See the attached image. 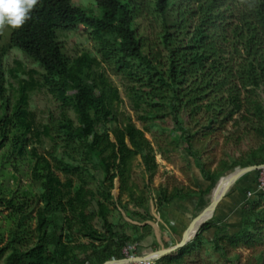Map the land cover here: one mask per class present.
<instances>
[{"label":"trees","instance_id":"trees-1","mask_svg":"<svg viewBox=\"0 0 264 264\" xmlns=\"http://www.w3.org/2000/svg\"><path fill=\"white\" fill-rule=\"evenodd\" d=\"M96 2L101 16L73 0H38L0 45V264L143 255L152 200L161 213L176 198L206 196L228 171L264 164V0ZM80 26L126 81L142 127L117 111L121 94L102 61L65 52L58 31ZM14 47L43 68L42 80L24 76L20 61L7 70ZM43 89L59 109L45 120L30 107ZM222 139L236 147L223 149ZM245 140L250 149L236 156ZM157 155L170 164L181 157L187 183L172 174L155 185ZM193 163L206 189H194ZM259 172L246 176L258 182ZM151 264H264V189L245 200L238 232L226 233L214 216Z\"/></svg>","mask_w":264,"mask_h":264},{"label":"rangeland","instance_id":"rangeland-1","mask_svg":"<svg viewBox=\"0 0 264 264\" xmlns=\"http://www.w3.org/2000/svg\"><path fill=\"white\" fill-rule=\"evenodd\" d=\"M73 3L75 5L82 6L90 14H92L94 16H101L103 13L102 8L98 5L96 0H73ZM12 30L13 29L8 28L6 26L0 27V45L5 49L8 47L10 34H11ZM149 32L151 34L153 33L150 28H149ZM58 36H59V39L62 41V43L64 45L65 52L70 57V59L74 60L78 57H82L83 55H88L89 57H93L99 61H102V62H100V64H98V66H97L98 69L105 71L110 76V78L117 85V87L120 91V94H121L122 100L116 106L117 111H120L121 114H123V113L130 114L132 116L133 120L136 121V124L139 127H142V122L138 118L139 113H137L135 111V109L132 107L131 100L127 96L126 81L124 80V78L121 75L115 73L112 65H110L109 63L104 62L102 60V58L98 52V44L95 41L91 40V38H90L91 37L90 30H87L83 26H80V27L73 29V30H67V31L60 30V31H58ZM18 61H20L22 63L23 67L27 71V74L24 76L29 77V75L32 74L35 79L42 80L44 70L41 66H39L31 58L27 57L17 47H14L13 49H9L7 51V55L5 57V65H6L7 70H9L11 68H15L18 64ZM7 76L8 77L10 76L9 73H7ZM30 107H31V109L37 111L41 120H45L47 115L51 111H53L54 113H57L59 110L57 102L54 100L52 95L45 89L38 90L31 95V106ZM153 128H155V127L153 126ZM147 136L151 137L150 133H147ZM222 145H223V149H231L233 147H236L235 145H233L231 143L230 144L226 143V141L223 139H222ZM250 146H251V142L249 140L243 141V143L240 145V149L234 151L235 155L239 156L243 153H246L250 149ZM222 155H223V150H220L219 151V158ZM157 161H158L160 167H159V173L155 177V185H159L161 182H163L166 179V177L168 175H172V174L178 176L182 181H185V183H187V180L185 179V177L183 176V174L181 173V170H180L182 165H185V163L181 157H178L176 159L175 164L168 163L166 160H164L161 157V155H157ZM215 166H217V163L214 165V167ZM138 169L141 170V167H139ZM231 171H233V170H231ZM229 172L230 171L219 176L217 181L215 182V184ZM192 175L194 177L195 183L196 184L199 183L198 184L199 188L203 187V189H206L208 187L209 181L204 178L202 173H200L199 171L198 172L192 171ZM238 181H240V179ZM236 186H237V181L231 186V189L236 188ZM232 193L233 192H231V194ZM114 194L116 196L118 195L117 189H114ZM210 195H211V192H209L206 195L207 203L205 204L204 208L210 202V198H211ZM152 204H154L153 200L150 202V207L152 206ZM122 212H123L125 218L128 221H131L125 215V211L123 209H122ZM175 243L176 242L173 241L172 245ZM161 247H162V245H161ZM161 247H159L155 250H158ZM208 247H209V251H212L213 247H212L211 243H208ZM145 251L147 252V251H149V249H145ZM136 254L137 253H135V255Z\"/></svg>","mask_w":264,"mask_h":264},{"label":"crops","instance_id":"crops-1","mask_svg":"<svg viewBox=\"0 0 264 264\" xmlns=\"http://www.w3.org/2000/svg\"><path fill=\"white\" fill-rule=\"evenodd\" d=\"M192 171L200 170L196 167L195 163L192 165ZM247 174V173H246ZM240 177V181L237 180V186L234 189L229 188L225 193L223 199L218 205L215 215L218 222L224 226L225 232L228 234H234L241 229L242 226V208L245 200L255 192L262 191L258 186L256 180V174H251ZM204 180V179H203ZM206 182V181H205ZM199 183L197 187H193L195 190H199ZM203 189V187H201ZM234 190V191H233ZM119 193V191H117ZM231 192H233L231 194ZM207 203L206 196H199L197 194L189 195L184 198L174 199L162 212H157L156 206L152 204L150 212L154 216L153 220H148L153 228V237H148L145 241L147 244L144 253L153 251L151 248L152 243L156 240L158 248L167 247L163 242L162 236L166 234V240L169 244L175 241L176 243L182 238L183 233L189 227L193 219L205 210V204ZM215 229L206 232L208 238H212Z\"/></svg>","mask_w":264,"mask_h":264},{"label":"water","instance_id":"water-1","mask_svg":"<svg viewBox=\"0 0 264 264\" xmlns=\"http://www.w3.org/2000/svg\"><path fill=\"white\" fill-rule=\"evenodd\" d=\"M261 168H264V164L239 167L234 169L233 171H230L224 177H222L211 190L210 202L205 208V210L193 219L189 227L183 233L182 238L177 243L171 246L151 251L143 255L132 254L121 259L107 260L103 264H128L133 262L143 263L147 261H153L177 250L186 243L192 241L196 237L199 230L203 227V225L214 217L218 205L220 204L221 200L223 199L225 193L229 190V188L246 173ZM116 189L117 191H119L118 180H116ZM197 220H199L198 223L196 222Z\"/></svg>","mask_w":264,"mask_h":264},{"label":"clouds","instance_id":"clouds-1","mask_svg":"<svg viewBox=\"0 0 264 264\" xmlns=\"http://www.w3.org/2000/svg\"><path fill=\"white\" fill-rule=\"evenodd\" d=\"M37 2L38 0H0V27H22Z\"/></svg>","mask_w":264,"mask_h":264},{"label":"built area","instance_id":"built-area-1","mask_svg":"<svg viewBox=\"0 0 264 264\" xmlns=\"http://www.w3.org/2000/svg\"><path fill=\"white\" fill-rule=\"evenodd\" d=\"M258 186L260 189H264V168H261L260 169V172H259V176H258ZM135 248L134 245H129L128 248H126L125 250L127 251L128 253V249H133ZM130 255V254H127V256ZM132 255V254H131ZM135 255V254H133ZM152 261H147V262H143V263H138V262H133V263H128V264H151Z\"/></svg>","mask_w":264,"mask_h":264},{"label":"bare ground","instance_id":"bare-ground-1","mask_svg":"<svg viewBox=\"0 0 264 264\" xmlns=\"http://www.w3.org/2000/svg\"><path fill=\"white\" fill-rule=\"evenodd\" d=\"M200 219V218H199ZM199 220H197L196 222L198 223Z\"/></svg>","mask_w":264,"mask_h":264}]
</instances>
